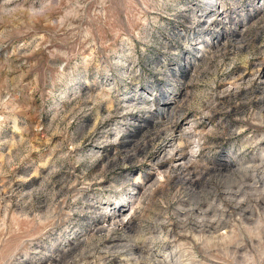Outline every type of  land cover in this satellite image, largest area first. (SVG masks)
<instances>
[{
  "label": "rangeland",
  "instance_id": "rangeland-1",
  "mask_svg": "<svg viewBox=\"0 0 264 264\" xmlns=\"http://www.w3.org/2000/svg\"><path fill=\"white\" fill-rule=\"evenodd\" d=\"M0 264H264V0H0Z\"/></svg>",
  "mask_w": 264,
  "mask_h": 264
},
{
  "label": "bare ground",
  "instance_id": "bare-ground-1",
  "mask_svg": "<svg viewBox=\"0 0 264 264\" xmlns=\"http://www.w3.org/2000/svg\"><path fill=\"white\" fill-rule=\"evenodd\" d=\"M210 1H212V0H210ZM197 18H200V17H195V19H197ZM201 18L200 19H197L195 22H192L193 24L195 23V24H197V25H199L200 23H201ZM224 26V25H223ZM207 30L209 31L210 30V28L208 27L207 28ZM226 28L225 29H223L221 32H219V35H218V37L219 36H221V35H223V34H228L227 32H226ZM241 32H243V31H241V29L240 28H238V30H237V32L236 33H234V32H230L229 33V35H231V36H235V35H238V34H240ZM243 34V33H242ZM213 43V42H212ZM208 45H209V47H214V45L213 44H211V41L210 42H208ZM207 48V45L206 44H204V45H201V49H206ZM221 157V156H220ZM222 158V157H221ZM222 160L223 161H220L221 163H225L226 165H228V167H236L237 165L235 164V162L233 161V160H228L227 158H222ZM180 163V162H179ZM161 173V172H160ZM126 218H127V220H126ZM122 222L123 223H125L126 225H128V224H130L131 222H132V220H131V218H129L128 219V217H126V216H124V218H121V219H119V221L117 222L118 224H122ZM113 223H115V222H112L111 224H113ZM125 227V226H124ZM64 249V248H63Z\"/></svg>",
  "mask_w": 264,
  "mask_h": 264
},
{
  "label": "water",
  "instance_id": "water-1",
  "mask_svg": "<svg viewBox=\"0 0 264 264\" xmlns=\"http://www.w3.org/2000/svg\"><path fill=\"white\" fill-rule=\"evenodd\" d=\"M218 159H219V162H220V161H223L221 157H220V158H218ZM220 163H221V162H220ZM221 164H222V163H221Z\"/></svg>",
  "mask_w": 264,
  "mask_h": 264
}]
</instances>
